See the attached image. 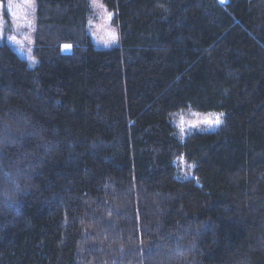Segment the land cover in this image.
Returning <instances> with one entry per match:
<instances>
[{"label":"trees","instance_id":"obj_1","mask_svg":"<svg viewBox=\"0 0 264 264\" xmlns=\"http://www.w3.org/2000/svg\"><path fill=\"white\" fill-rule=\"evenodd\" d=\"M102 1L110 48L90 0H37L36 66L0 31V264H264V0Z\"/></svg>","mask_w":264,"mask_h":264},{"label":"rangeland","instance_id":"obj_2","mask_svg":"<svg viewBox=\"0 0 264 264\" xmlns=\"http://www.w3.org/2000/svg\"><path fill=\"white\" fill-rule=\"evenodd\" d=\"M225 1V0H222ZM92 14L89 30L95 45L110 48L119 44V30L114 23V12L102 0H90ZM37 0H3L0 2V31L2 40L8 42L31 66L39 59L34 55L35 37L38 23ZM69 50L70 46H67ZM223 111H200L192 108L175 113L176 135L185 139L195 131H215L225 122ZM219 121V122H217ZM180 172L193 174L194 165L184 158L179 159Z\"/></svg>","mask_w":264,"mask_h":264},{"label":"snow or ice","instance_id":"obj_3","mask_svg":"<svg viewBox=\"0 0 264 264\" xmlns=\"http://www.w3.org/2000/svg\"><path fill=\"white\" fill-rule=\"evenodd\" d=\"M67 47V46H66ZM217 122H219V121H217Z\"/></svg>","mask_w":264,"mask_h":264}]
</instances>
